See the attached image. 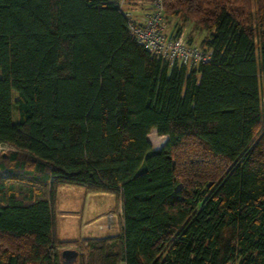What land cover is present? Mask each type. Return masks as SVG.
Here are the masks:
<instances>
[{"label": "trees", "instance_id": "obj_1", "mask_svg": "<svg viewBox=\"0 0 264 264\" xmlns=\"http://www.w3.org/2000/svg\"><path fill=\"white\" fill-rule=\"evenodd\" d=\"M162 5L208 61L164 64L117 0H0V264H264V0ZM65 185L119 232L58 240Z\"/></svg>", "mask_w": 264, "mask_h": 264}, {"label": "rangeland", "instance_id": "obj_2", "mask_svg": "<svg viewBox=\"0 0 264 264\" xmlns=\"http://www.w3.org/2000/svg\"><path fill=\"white\" fill-rule=\"evenodd\" d=\"M133 5L134 4H131V6ZM139 5L140 7H138V10L145 9L141 7V4ZM124 9H126L125 6H123V10ZM164 24L169 34L182 31L186 39H190L196 44H200L206 34L205 32L192 29L191 23H186L182 19L176 17L166 18ZM147 139L154 149H160L166 141V136L158 135L156 131L152 129L148 133ZM10 150L11 147L0 143V156L6 154ZM117 206L118 204L115 205L114 196L112 194L86 193L80 186L65 185L57 191L55 234H58L59 237H69V239L72 237L78 238L79 235L87 236V225L92 224V226L100 232V237H112L110 225H116ZM109 214L112 215V223L109 221ZM60 259L65 260L64 257ZM60 264L77 263L71 258L67 260V263L60 261Z\"/></svg>", "mask_w": 264, "mask_h": 264}, {"label": "built area", "instance_id": "obj_3", "mask_svg": "<svg viewBox=\"0 0 264 264\" xmlns=\"http://www.w3.org/2000/svg\"><path fill=\"white\" fill-rule=\"evenodd\" d=\"M123 9L127 0H117ZM128 19V29L137 42L152 55L170 66L174 63L187 66L197 65L209 60L210 52L200 44L187 42L182 33L169 34L165 29L162 0H152L150 10L142 22L133 20L124 9Z\"/></svg>", "mask_w": 264, "mask_h": 264}, {"label": "crops", "instance_id": "obj_4", "mask_svg": "<svg viewBox=\"0 0 264 264\" xmlns=\"http://www.w3.org/2000/svg\"><path fill=\"white\" fill-rule=\"evenodd\" d=\"M150 3L151 1L150 0H127V4L125 6V10L130 14L131 18L137 22H142L145 14L150 10ZM131 4H134L133 6H131ZM141 4V7H144L145 9L144 10H141L139 9L138 10V7H140ZM137 8V9H136ZM149 8V9H148ZM147 11V12H146ZM181 33L183 34V32L181 31ZM176 34V33H175ZM185 38V37H184ZM185 40L187 42H192L190 39H186ZM73 186V185H72ZM63 187V186H61ZM61 187H59L58 189H60ZM86 193H93V192H88L84 187L80 186ZM57 189V191H58ZM110 194V193H109ZM113 195V194H112ZM114 196V195H113ZM56 199H57V195H56ZM114 200H115V197H114ZM115 205L116 204V200H115ZM112 220V215L109 214V221L110 223ZM121 226V216H120V207L119 205L117 206V213H116V225L113 226V225H110V229H111V235L115 236L118 232H119V228ZM115 227H116V230H115ZM87 231H88V235L87 236H82V235H79L78 238H75V237H72L69 239V237H59L58 234H55L57 239L60 240V241H66V242H73V241H81L83 239H100V238H105V237H100L99 235V231L96 230L92 224H88L87 225Z\"/></svg>", "mask_w": 264, "mask_h": 264}, {"label": "water", "instance_id": "obj_5", "mask_svg": "<svg viewBox=\"0 0 264 264\" xmlns=\"http://www.w3.org/2000/svg\"><path fill=\"white\" fill-rule=\"evenodd\" d=\"M77 256H78V252L73 248H63L59 251V260L64 263H67V260L71 258L76 261ZM61 257H64L66 262L65 260L60 259Z\"/></svg>", "mask_w": 264, "mask_h": 264}]
</instances>
